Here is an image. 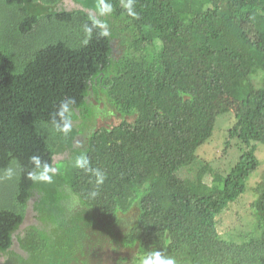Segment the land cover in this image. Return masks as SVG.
Returning <instances> with one entry per match:
<instances>
[{
	"label": "trees",
	"instance_id": "trees-1",
	"mask_svg": "<svg viewBox=\"0 0 264 264\" xmlns=\"http://www.w3.org/2000/svg\"><path fill=\"white\" fill-rule=\"evenodd\" d=\"M74 1L0 0V175L20 166L0 181V264H114L107 248L116 264L154 251L176 264H264V173L250 188L252 224L234 231L225 216L264 146V0H135L136 17L122 0H106L103 17L99 0ZM93 17L110 35L84 46ZM66 98L62 136L45 125ZM101 112L118 123L97 127ZM224 113L226 145L241 154L224 173L194 170ZM81 154L106 173L98 189L73 166ZM33 155L57 169L52 184L27 178ZM30 199L37 223L17 232ZM13 234L24 256L9 250Z\"/></svg>",
	"mask_w": 264,
	"mask_h": 264
},
{
	"label": "clouds",
	"instance_id": "clouds-1",
	"mask_svg": "<svg viewBox=\"0 0 264 264\" xmlns=\"http://www.w3.org/2000/svg\"><path fill=\"white\" fill-rule=\"evenodd\" d=\"M123 7L127 10V15L130 17H136L138 14L135 11L134 3L135 0H126L123 2ZM113 12V5L106 0H99V11L98 16L103 17L110 15ZM84 33V39L82 44L87 46L91 41L93 34L95 33L99 37H109L110 31L107 23L103 20L93 17L91 23H85L82 26ZM75 99L66 98L62 100L56 110L52 115L50 121L45 127L50 126L51 129L62 135L67 136L72 131V114L74 110ZM31 170L27 173V178L33 183H45L52 184L53 176L56 174L57 169L54 168L47 161L42 160L39 155H33L30 157ZM73 166L77 169H81L85 172L91 173L94 177V183L97 187L103 185L106 179V173L99 168H92L90 166V161L88 157L84 154L76 157ZM20 171V166L15 162L9 167L3 170L2 175H0V181H11L17 178ZM90 197H96L98 195L97 191H92L89 193ZM140 264H176L173 258L166 257L161 251H154L148 253L141 258Z\"/></svg>",
	"mask_w": 264,
	"mask_h": 264
},
{
	"label": "rangeland",
	"instance_id": "rangeland-1",
	"mask_svg": "<svg viewBox=\"0 0 264 264\" xmlns=\"http://www.w3.org/2000/svg\"><path fill=\"white\" fill-rule=\"evenodd\" d=\"M63 5L66 10H73L75 8H80L79 3L75 2L74 0H63ZM92 103L97 105L99 108L103 107L102 102L96 103V101L92 98L91 99ZM218 102L222 103V105H226L227 103L230 104V107L232 110L234 109V102L228 101L227 98L225 97H219ZM215 105V103H214ZM213 105V106H214ZM232 115L228 113H224L223 115L217 117L215 127L212 133L211 138L198 149V154L205 159V161L201 162L198 160L196 164H205V163H212L213 167H217V171L224 173L227 171L238 159L239 155L241 154V149L237 142L230 143V145H226L227 141V129L225 130V134L222 132L223 127H228L232 123ZM226 124L221 127L224 123ZM118 123V119L112 118V117H105L103 113L101 112L99 114V117L97 119L96 125L97 127H111L115 124ZM80 139V137L78 138ZM255 155L259 161V167L255 172L251 174L249 179H247L246 186L247 190L246 192L238 199L236 207L229 211L228 213L225 214L226 216V221L227 223L231 224V230L238 229L246 226L248 223L252 224V216L250 213V208H249V203L255 198V196L251 193L250 188L255 187V182L261 177V174L263 175L264 173V146L263 145H258L256 148ZM62 156L54 158L56 161L57 159H60ZM199 166H196L198 170ZM201 164V165H202ZM197 172V171H196ZM32 217H34V212L32 214ZM241 220L240 223H237V220ZM224 221L223 226L227 228V223ZM235 223V224H234ZM235 228V229H234ZM107 248L106 252L108 253H103V256H107L108 261L112 259V261L115 263L117 260V253H112L110 250ZM128 250H122L120 251V254H127ZM2 262V259L0 258V263ZM107 262V261H106ZM104 262L103 264H106ZM124 264H128L124 263Z\"/></svg>",
	"mask_w": 264,
	"mask_h": 264
},
{
	"label": "water",
	"instance_id": "water-1",
	"mask_svg": "<svg viewBox=\"0 0 264 264\" xmlns=\"http://www.w3.org/2000/svg\"><path fill=\"white\" fill-rule=\"evenodd\" d=\"M33 202H34V199H30L28 201L24 219H23L21 225L18 227V231L17 232L23 230L25 227H27L29 225H33V224L37 223L35 218L32 217V214H33V209H32ZM9 250L14 251L15 253H17V254H19L21 256L25 255L24 252L22 250H20V248H19V244H18V242L16 240L15 234L12 235V245L9 248Z\"/></svg>",
	"mask_w": 264,
	"mask_h": 264
}]
</instances>
